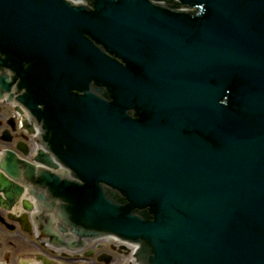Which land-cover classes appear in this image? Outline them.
I'll use <instances>...</instances> for the list:
<instances>
[{"label": "water", "instance_id": "obj_1", "mask_svg": "<svg viewBox=\"0 0 264 264\" xmlns=\"http://www.w3.org/2000/svg\"><path fill=\"white\" fill-rule=\"evenodd\" d=\"M85 1L0 0V98L46 130L25 192L0 164L7 217L139 264H264V0Z\"/></svg>", "mask_w": 264, "mask_h": 264}, {"label": "flooded vegetation", "instance_id": "obj_2", "mask_svg": "<svg viewBox=\"0 0 264 264\" xmlns=\"http://www.w3.org/2000/svg\"><path fill=\"white\" fill-rule=\"evenodd\" d=\"M1 55V54H0ZM28 112L22 114V121H18L15 115V106L6 99H0V163L11 152L14 161L19 168H27V164H32L37 170V164L34 157L43 146L46 130L41 127L39 135L35 138L31 134L32 126L28 120ZM141 117V114H138ZM8 232L16 231L27 244L21 247L13 245L9 241L8 246L14 251L6 256V260L11 259L16 262V250L25 252L23 248L29 249L34 261L49 264H131L128 261L120 262V258L128 254V247L120 248L110 239L100 241H91L88 246L82 250H71L64 248H53L43 240H40L32 231H25L20 223L15 220H8L6 213L0 208V240ZM5 232V235H4ZM108 241V242H106ZM17 248V249H16ZM19 255V253H17ZM107 259V260H105ZM29 264H35L34 262Z\"/></svg>", "mask_w": 264, "mask_h": 264}, {"label": "rangeland", "instance_id": "obj_3", "mask_svg": "<svg viewBox=\"0 0 264 264\" xmlns=\"http://www.w3.org/2000/svg\"><path fill=\"white\" fill-rule=\"evenodd\" d=\"M4 235H5V232H4ZM9 241L13 242V245L21 247V250H22V246L25 247V245L27 244V242H24L23 239L19 235H17L16 231H14V232H8L7 231V233L3 237V239L0 240V261L1 262L7 261V264H29V263L34 261V257L32 255V253H29V251H28L29 249L28 250L25 249L26 247L23 248V250H25V252L22 254H21V252H22L21 250L20 251L16 250V252L19 253V255L17 253H15L16 255L14 258L16 259V262H13L9 258H8V260H5L6 256L8 254L12 253L10 251H14V249H12V247H10V245L8 246ZM106 242H108V241H106ZM130 258H131L130 255L126 254V256L121 257L119 261L123 263V262L129 261ZM79 264H82V263L79 262Z\"/></svg>", "mask_w": 264, "mask_h": 264}, {"label": "bare ground", "instance_id": "obj_4", "mask_svg": "<svg viewBox=\"0 0 264 264\" xmlns=\"http://www.w3.org/2000/svg\"><path fill=\"white\" fill-rule=\"evenodd\" d=\"M21 203H22V200H21V198L19 199V200H16V202H15V205H14V207H13V209H12V212L14 213V214H17L18 212H20V206H21ZM19 204V205H18ZM17 205H18V207H17ZM112 240H114V239H112ZM132 248H134L133 246H132ZM129 251H130V249H129Z\"/></svg>", "mask_w": 264, "mask_h": 264}]
</instances>
